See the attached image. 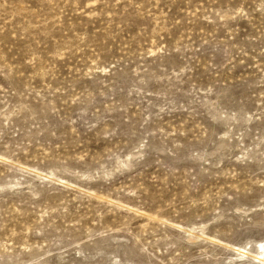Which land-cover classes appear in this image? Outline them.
Here are the masks:
<instances>
[{
    "label": "rangeland",
    "instance_id": "obj_1",
    "mask_svg": "<svg viewBox=\"0 0 264 264\" xmlns=\"http://www.w3.org/2000/svg\"><path fill=\"white\" fill-rule=\"evenodd\" d=\"M264 0H0V264H264Z\"/></svg>",
    "mask_w": 264,
    "mask_h": 264
},
{
    "label": "bare ground",
    "instance_id": "obj_2",
    "mask_svg": "<svg viewBox=\"0 0 264 264\" xmlns=\"http://www.w3.org/2000/svg\"><path fill=\"white\" fill-rule=\"evenodd\" d=\"M260 248L263 250V253H264V245H261Z\"/></svg>",
    "mask_w": 264,
    "mask_h": 264
}]
</instances>
